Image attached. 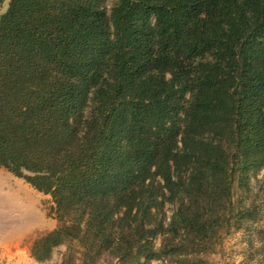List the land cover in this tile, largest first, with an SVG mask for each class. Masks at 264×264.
Returning a JSON list of instances; mask_svg holds the SVG:
<instances>
[{
	"label": "trees",
	"instance_id": "obj_1",
	"mask_svg": "<svg viewBox=\"0 0 264 264\" xmlns=\"http://www.w3.org/2000/svg\"><path fill=\"white\" fill-rule=\"evenodd\" d=\"M105 2L0 14V167L58 221L30 253L204 264L229 220L257 213L233 190L264 165V0Z\"/></svg>",
	"mask_w": 264,
	"mask_h": 264
},
{
	"label": "rangeland",
	"instance_id": "obj_2",
	"mask_svg": "<svg viewBox=\"0 0 264 264\" xmlns=\"http://www.w3.org/2000/svg\"><path fill=\"white\" fill-rule=\"evenodd\" d=\"M115 1L106 0L108 13ZM7 3L8 0H5L2 4L0 14L6 10ZM249 185V192L233 190V202H237L235 207L252 203L257 213L244 219L240 228L229 220L231 225L221 228L214 245L206 249L204 264H264V165L249 172ZM52 206L49 195L37 191L22 178L0 167V264L61 263L66 244L54 247L43 261L36 260L30 253L32 241L58 224ZM172 209L173 205L166 204L167 216ZM162 239V236L155 238L156 248ZM106 263L103 256L95 261V264ZM145 264L165 263L160 259H151Z\"/></svg>",
	"mask_w": 264,
	"mask_h": 264
}]
</instances>
